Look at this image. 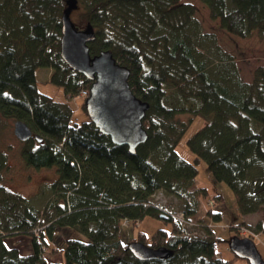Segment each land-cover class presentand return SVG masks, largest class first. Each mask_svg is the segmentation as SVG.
<instances>
[{
    "label": "trees",
    "instance_id": "trees-1",
    "mask_svg": "<svg viewBox=\"0 0 264 264\" xmlns=\"http://www.w3.org/2000/svg\"><path fill=\"white\" fill-rule=\"evenodd\" d=\"M67 1L0 0V115L32 129L33 137L23 141L21 150L28 166H55L58 172L49 187L55 198L40 214L25 196L5 189L3 172L9 164L0 154V264H234L218 251L230 239L215 235L208 223L202 235H188L154 198L157 192L174 196L181 206L174 213L181 211L191 221L208 191L197 182V166L204 161L206 170L233 191L239 216L264 210V65L255 68L250 81L235 64L213 66L197 41L200 24L191 3L77 0L85 25L95 32L91 55L111 50L130 69L134 93L150 104L143 119L148 138L131 152L89 117L74 121L68 104L38 88L36 71L42 67L51 69L50 81L69 99L92 84L61 56ZM201 1L229 33L243 38L254 30L264 34V0ZM82 108L86 111L84 103ZM184 113L192 115L187 123L178 119ZM195 116L204 123L186 141L193 153L189 160L178 146ZM215 198L224 201L222 194ZM148 215L166 226L149 242L143 232L126 241L123 224L140 223ZM207 215L219 221L221 211L208 209ZM43 217L47 223L40 227ZM244 225L241 219L231 226L233 237ZM60 229L69 232L56 248L49 241ZM255 230L258 237L264 233L262 221ZM22 233L31 238L29 254L6 244L7 236ZM136 241L171 249L173 255L140 260L128 247ZM49 249L61 252L62 259L49 260Z\"/></svg>",
    "mask_w": 264,
    "mask_h": 264
},
{
    "label": "rangeland",
    "instance_id": "rangeland-1",
    "mask_svg": "<svg viewBox=\"0 0 264 264\" xmlns=\"http://www.w3.org/2000/svg\"><path fill=\"white\" fill-rule=\"evenodd\" d=\"M181 2L191 3L195 8V17L199 21L200 34L197 41H200L202 50L207 53L213 66H224L226 64H235L239 70L241 77L250 81L253 78V72L259 65H264V34L258 30H254L249 37H240L229 33L221 28L220 21L212 19L210 10L201 0H180ZM82 6L73 9L71 18L78 28H85V15ZM228 55V57H224ZM228 60V61H225ZM228 62V63H226ZM51 69L47 67L39 68L36 71L38 88L41 92L53 97L56 101L68 104L73 111L74 121H82L88 117L87 112L83 110L82 104L85 102L86 96H77L74 99H69L61 86L55 85L50 81ZM85 104V103H84ZM192 118L191 114H180L178 119L184 122H189ZM16 120L13 118H5L0 115V154H4L8 159L9 167L3 172V185L6 190L19 193L27 198V202L43 214L47 204L55 198L53 192L49 188L58 178L57 168H35L28 166L21 156L23 141L20 140L14 132ZM204 123L200 116H195L191 121L187 132L183 136L178 146V152L185 158L193 160V153L187 147V139ZM197 182L200 186L207 188V194L202 197V202L198 213L193 216L191 221L183 223L184 229L188 235L197 232L203 234V226L210 224L213 231L222 238L231 239L236 231L231 229L232 225L244 219L245 234L247 237L255 240L256 246L264 258V233H254L257 224L262 221L264 224V210L257 211L245 216H239L235 209L234 193L225 182L216 180L207 170L204 161L198 163ZM218 194H222L224 201H219L215 198ZM163 194L166 208L170 212L180 208V202L174 196ZM161 201V198L158 199ZM225 202V206H224ZM178 207V208H177ZM208 209L221 211L219 221L212 219L207 215ZM54 210H50V214H54ZM230 212L232 214H230ZM48 213V214H49ZM181 211L178 213L180 214ZM46 218L40 220V227L46 224ZM166 224L160 218L148 215L140 223H131L122 226V236L126 241H130L132 237L137 236L139 232H143L147 236V241L151 240L152 234L159 228H164ZM251 226V227H250ZM256 236H252L248 229ZM256 231V230H255ZM69 230H57L54 241H49L50 245L60 248L63 245V240L68 236ZM238 237H243L241 229L237 231ZM195 235V234H194ZM258 237V238H257ZM6 244L9 247H17L22 254H29L31 251V238L27 234H17L7 236ZM229 245V244H228ZM226 244L218 245V251L226 259H233L234 264H249L243 258H235L233 252ZM61 252L51 253V250L46 253L49 260L60 261L62 259Z\"/></svg>",
    "mask_w": 264,
    "mask_h": 264
},
{
    "label": "water",
    "instance_id": "water-1",
    "mask_svg": "<svg viewBox=\"0 0 264 264\" xmlns=\"http://www.w3.org/2000/svg\"><path fill=\"white\" fill-rule=\"evenodd\" d=\"M78 7L77 0H68L62 14L61 56L74 70L92 80L89 96L85 99L88 117L104 134L116 144H126L135 152L144 143L148 133L143 119L150 104L139 98L129 83L130 69L119 63L111 50H101L91 55L89 43L95 32L91 25L78 28L71 18V12ZM15 135L22 141L33 137L30 126L16 120ZM38 141L42 138L35 136ZM166 217L164 213L160 215ZM230 250L249 264H264L255 240L234 236L229 240ZM129 249L140 260H165L173 250L165 247L153 248L143 242H132Z\"/></svg>",
    "mask_w": 264,
    "mask_h": 264
},
{
    "label": "built area",
    "instance_id": "built-area-1",
    "mask_svg": "<svg viewBox=\"0 0 264 264\" xmlns=\"http://www.w3.org/2000/svg\"><path fill=\"white\" fill-rule=\"evenodd\" d=\"M89 95V90H87V89H84V90H82L81 92H80V94L78 95V96H88ZM159 193H161V192H157L156 194H155V198H154V204L157 206V207H159L160 209H162L164 212H167V213H169V214H171L172 216H173V218L176 220V221H179L181 224H183V223H186V218H185V215H184V213L183 212H181L180 214H178L179 212H176V213H174V212H170V211H168V209L166 208V203L164 204V203H162V202H164V195L163 194H159ZM161 198V201H158V199H160ZM240 229H241V234H242V236L243 237H247L246 236V234H245V230H244V227H240ZM247 231H249V230H247ZM250 233V232H249ZM192 234H196V233H192ZM197 234H199L198 232H197ZM253 236H256L255 234H253Z\"/></svg>",
    "mask_w": 264,
    "mask_h": 264
}]
</instances>
